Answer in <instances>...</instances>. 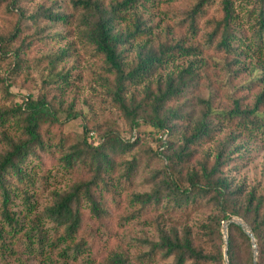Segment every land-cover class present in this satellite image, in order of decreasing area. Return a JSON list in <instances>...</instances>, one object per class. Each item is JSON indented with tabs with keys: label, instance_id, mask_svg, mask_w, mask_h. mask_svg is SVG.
<instances>
[{
	"label": "trees",
	"instance_id": "obj_1",
	"mask_svg": "<svg viewBox=\"0 0 264 264\" xmlns=\"http://www.w3.org/2000/svg\"><path fill=\"white\" fill-rule=\"evenodd\" d=\"M170 1L177 6L42 0L29 10L35 0H0L4 17L16 16L0 31V60H9L0 72V261L254 264L251 238L233 223L225 257L223 224L237 217L264 264V185L233 174L246 159L243 141L264 136V72L245 62L264 55V0ZM73 33L128 139L88 118L80 134L65 131L80 118L68 108L62 120L57 103L74 78V54L60 47ZM20 78L37 94L15 102ZM143 126L156 150L145 149ZM57 167L70 184L50 191ZM136 224L140 237H119Z\"/></svg>",
	"mask_w": 264,
	"mask_h": 264
},
{
	"label": "rangeland",
	"instance_id": "obj_2",
	"mask_svg": "<svg viewBox=\"0 0 264 264\" xmlns=\"http://www.w3.org/2000/svg\"><path fill=\"white\" fill-rule=\"evenodd\" d=\"M164 2L165 6H177V4L173 3L170 0H162ZM42 0H35L33 3H28V9L31 10L34 6L37 4H41ZM3 6L6 5L5 2L1 3ZM163 5V6H164ZM162 6V9L160 11L156 9V15L158 17L157 21L160 17H162L161 10H164ZM245 10H242L239 16L240 23L243 24L244 30H247V19H246V13ZM5 8L2 7L0 9V31L3 30L6 27V20L11 21L12 23L15 22L16 16H10L9 18H5ZM164 21V20H163ZM162 24V23H161ZM30 32V29L27 30L26 34ZM33 33L30 32V34ZM62 33H67L66 30H62ZM61 48H68L72 50V53L74 54V57L69 61L68 67L71 69L72 66H74V69L72 70V74L74 76L73 79H71V85L66 87L65 92L63 93L60 100L57 101V103L61 104V113L60 118L62 120L66 119L67 112L66 109L71 108L73 112L80 115L79 119L73 120L70 122L66 127L65 131L70 133H76L80 134L83 131L84 128V120L83 118L88 119H94V121L100 125H102L104 128H114L116 131H119L125 139H128L130 137V134L128 133V126L125 123V121L119 116V114L110 108L108 105L107 98L105 97V92L103 89L100 88L99 84L97 83V77L96 74L99 72L96 66V63L94 60L89 59V57L83 55V51L80 47V44L78 40L75 37V33L72 34V38L68 39L67 44L62 43L60 45ZM255 51V49H254ZM251 51V52H254ZM41 54V50L37 47L34 48L32 57L35 55ZM258 58H261L262 60H258ZM264 55L262 54H255V57H251L247 59L246 67L249 70V72L253 71V69L257 70V73L264 72V61H263ZM186 59L178 60L176 65L183 67L186 64ZM9 60H0V72L5 73L8 67ZM261 70V71H260ZM36 80V79H35ZM36 86L27 87V83L23 81L22 78H20L17 81V84L11 88V93L14 96L15 102H21L22 96H26L28 94H37L35 91ZM204 94V93H203ZM206 95V94H205ZM0 100L1 95H0ZM6 105H9V102L6 103ZM6 129L9 133L12 135L19 134L17 132V128L15 126L7 125ZM149 127L143 126L140 129V137L145 140V149L146 148H152L153 150H156L158 145L156 143L155 138H150L147 133ZM94 136L92 139L95 143L97 142L98 138H100V135L98 132L93 131ZM258 140L255 143H246L244 142V145L242 147V150L240 154L242 156H245L246 159L241 161L240 168L234 172L233 174L237 177V180L243 181L250 187L258 186V185H264V136L259 135ZM162 166V164H160ZM150 169H148L149 171ZM52 178L50 179L48 188L50 191H61L67 189L68 185L70 184V176L66 174L64 170L61 168H56L53 173L51 174ZM146 174H140V177L138 178V184L142 183V178L144 179ZM144 186V184H143ZM140 188V187H139ZM142 188V187H141ZM48 193L45 194L44 197L47 198ZM126 233V235H125ZM142 226L140 224H136L133 227H126L123 231H119L118 235L119 237H126L129 238H136L140 237L142 235ZM96 255V254H95ZM86 255L83 256L80 260V264H89L88 262H82L84 259H86ZM98 258V256H97ZM99 260V259H98ZM18 259L15 255L7 257V261H0V264H18L16 263ZM42 261H39V259H36V257H27L26 261H23L21 264H38ZM90 264H99L98 262L90 263Z\"/></svg>",
	"mask_w": 264,
	"mask_h": 264
},
{
	"label": "water",
	"instance_id": "obj_3",
	"mask_svg": "<svg viewBox=\"0 0 264 264\" xmlns=\"http://www.w3.org/2000/svg\"><path fill=\"white\" fill-rule=\"evenodd\" d=\"M232 223L240 225L243 228V230L251 238L252 245H253V248L255 250V253H254L255 261H254V264H257L258 252H257V245H256V242H255L254 235H253L252 231L250 230V228L247 226V224L244 223L241 219H239L237 217H232L229 220H227L226 222H224V224H223L224 235H225V257H227L226 253H227L228 246H229V243H228V226H229V224H232ZM227 264H230V263L227 262Z\"/></svg>",
	"mask_w": 264,
	"mask_h": 264
}]
</instances>
